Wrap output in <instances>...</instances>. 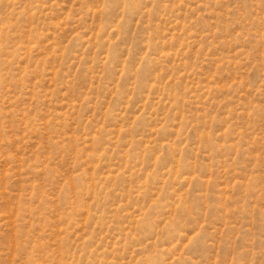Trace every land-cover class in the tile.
<instances>
[{"label":"rangeland","instance_id":"rangeland-1","mask_svg":"<svg viewBox=\"0 0 264 264\" xmlns=\"http://www.w3.org/2000/svg\"><path fill=\"white\" fill-rule=\"evenodd\" d=\"M0 264H264V0H0Z\"/></svg>","mask_w":264,"mask_h":264}]
</instances>
